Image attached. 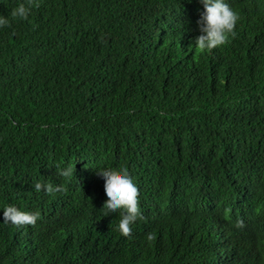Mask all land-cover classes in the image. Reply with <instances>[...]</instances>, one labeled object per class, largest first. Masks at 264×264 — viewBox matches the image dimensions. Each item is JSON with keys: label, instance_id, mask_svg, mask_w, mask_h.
<instances>
[{"label": "trees", "instance_id": "1", "mask_svg": "<svg viewBox=\"0 0 264 264\" xmlns=\"http://www.w3.org/2000/svg\"><path fill=\"white\" fill-rule=\"evenodd\" d=\"M21 2L0 0V264H264V0H226L235 35L212 50L200 0H35L12 18ZM102 167L138 188L127 236L100 210ZM5 205L39 217L4 223Z\"/></svg>", "mask_w": 264, "mask_h": 264}, {"label": "clouds", "instance_id": "2", "mask_svg": "<svg viewBox=\"0 0 264 264\" xmlns=\"http://www.w3.org/2000/svg\"><path fill=\"white\" fill-rule=\"evenodd\" d=\"M34 3L35 0L18 3L11 10L10 16L27 19ZM200 3L203 5V11L197 21L199 35L195 37V45L201 50H212L226 43L229 36L235 35L234 27L238 14L226 0H200ZM8 23V18L0 15V27ZM72 173V166L57 167L58 177L68 178ZM96 174L103 179V190L106 195L100 210L103 216L113 213L118 215L117 230L121 235L127 236L131 231L130 226L142 216L138 206V188L124 168H97ZM32 187L36 192L43 191L49 195L62 191V186L59 184L41 183L39 180L35 181ZM38 217L39 212L22 210L15 205H5L2 208L3 222L14 226L35 225Z\"/></svg>", "mask_w": 264, "mask_h": 264}]
</instances>
